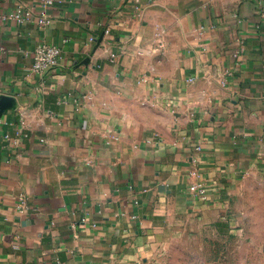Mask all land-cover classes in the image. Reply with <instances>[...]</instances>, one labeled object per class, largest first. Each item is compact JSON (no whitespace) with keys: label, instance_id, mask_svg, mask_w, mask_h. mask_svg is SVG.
Here are the masks:
<instances>
[{"label":"crops","instance_id":"obj_1","mask_svg":"<svg viewBox=\"0 0 264 264\" xmlns=\"http://www.w3.org/2000/svg\"><path fill=\"white\" fill-rule=\"evenodd\" d=\"M41 4L0 0V264H140L188 200L264 203V0Z\"/></svg>","mask_w":264,"mask_h":264},{"label":"rangeland","instance_id":"obj_2","mask_svg":"<svg viewBox=\"0 0 264 264\" xmlns=\"http://www.w3.org/2000/svg\"><path fill=\"white\" fill-rule=\"evenodd\" d=\"M237 198L218 210V217L204 220L198 206L202 199L188 200L189 206L172 211L160 224L154 250L140 264H264L261 191L249 188Z\"/></svg>","mask_w":264,"mask_h":264},{"label":"built area","instance_id":"obj_3","mask_svg":"<svg viewBox=\"0 0 264 264\" xmlns=\"http://www.w3.org/2000/svg\"><path fill=\"white\" fill-rule=\"evenodd\" d=\"M41 9L39 11L38 17H37V23L41 26L47 25L49 23V19L46 13V9L48 6L52 3V0H41ZM264 15V11H262ZM30 13L28 11L24 13H17L14 15H10L11 18L15 19L18 22H28L31 20ZM68 39H63L62 42L66 43ZM1 50V47H0ZM62 49L58 45H51L42 43L37 45L33 52H32V63H31V69L35 73L44 74L46 72H50L55 67L58 66L59 60L61 58ZM147 143L152 144L154 143V140H147ZM198 149V147H196ZM193 189L196 190L199 197L203 198L204 190L199 185L196 184L193 186ZM16 247V245H14Z\"/></svg>","mask_w":264,"mask_h":264}]
</instances>
